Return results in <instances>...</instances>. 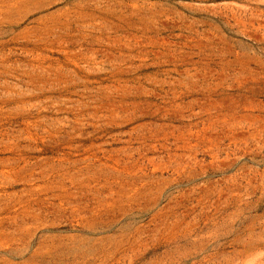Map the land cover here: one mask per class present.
I'll list each match as a JSON object with an SVG mask.
<instances>
[{"label":"rangeland","instance_id":"obj_1","mask_svg":"<svg viewBox=\"0 0 264 264\" xmlns=\"http://www.w3.org/2000/svg\"><path fill=\"white\" fill-rule=\"evenodd\" d=\"M0 264H264V0H0Z\"/></svg>","mask_w":264,"mask_h":264}]
</instances>
